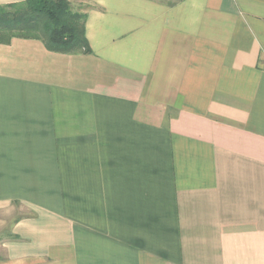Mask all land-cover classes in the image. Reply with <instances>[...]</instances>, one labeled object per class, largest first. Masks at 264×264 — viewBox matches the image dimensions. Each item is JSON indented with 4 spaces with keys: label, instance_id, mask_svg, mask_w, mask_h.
<instances>
[{
    "label": "crops",
    "instance_id": "crops-1",
    "mask_svg": "<svg viewBox=\"0 0 264 264\" xmlns=\"http://www.w3.org/2000/svg\"><path fill=\"white\" fill-rule=\"evenodd\" d=\"M68 1L90 54L0 44V264H264V0Z\"/></svg>",
    "mask_w": 264,
    "mask_h": 264
},
{
    "label": "trees",
    "instance_id": "trees-1",
    "mask_svg": "<svg viewBox=\"0 0 264 264\" xmlns=\"http://www.w3.org/2000/svg\"><path fill=\"white\" fill-rule=\"evenodd\" d=\"M86 15L72 12L68 0H25L0 6V44L13 39L42 41L61 54H90Z\"/></svg>",
    "mask_w": 264,
    "mask_h": 264
},
{
    "label": "rangeland",
    "instance_id": "rangeland-1",
    "mask_svg": "<svg viewBox=\"0 0 264 264\" xmlns=\"http://www.w3.org/2000/svg\"><path fill=\"white\" fill-rule=\"evenodd\" d=\"M70 8H71L72 12H80V13H82L81 7L77 6L76 4L73 7L70 4Z\"/></svg>",
    "mask_w": 264,
    "mask_h": 264
}]
</instances>
